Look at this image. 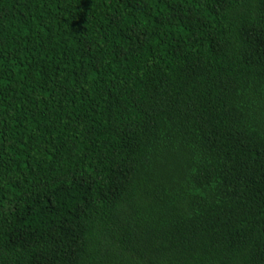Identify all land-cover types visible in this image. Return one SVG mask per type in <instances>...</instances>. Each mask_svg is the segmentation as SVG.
<instances>
[{
	"label": "trees",
	"instance_id": "trees-1",
	"mask_svg": "<svg viewBox=\"0 0 264 264\" xmlns=\"http://www.w3.org/2000/svg\"><path fill=\"white\" fill-rule=\"evenodd\" d=\"M0 264H264V0H0Z\"/></svg>",
	"mask_w": 264,
	"mask_h": 264
}]
</instances>
